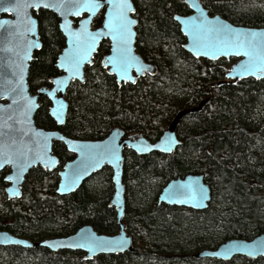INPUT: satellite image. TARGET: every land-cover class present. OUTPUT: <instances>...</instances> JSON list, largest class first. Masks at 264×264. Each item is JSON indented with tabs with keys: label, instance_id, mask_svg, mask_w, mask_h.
Instances as JSON below:
<instances>
[{
	"label": "trees",
	"instance_id": "trees-1",
	"mask_svg": "<svg viewBox=\"0 0 264 264\" xmlns=\"http://www.w3.org/2000/svg\"><path fill=\"white\" fill-rule=\"evenodd\" d=\"M201 1L210 14L239 25L264 27V2L259 7L253 0ZM134 2L139 17L137 50L156 64V74L119 86L102 63L110 49V42L104 40L93 64L85 69L86 81H73L66 92V122L59 126L50 115L46 96L40 99L36 119L41 126L60 128L76 138L101 139L120 126L127 133L142 132L155 140L178 109L209 97L200 111L180 121L177 135L182 144L174 152L124 151V219L135 251L88 259L80 250L0 245V264H264V256L222 260L195 255L228 238L251 239L264 232V77L229 81L225 76L236 58L208 60L186 51V37L175 20L176 13L191 12L184 0ZM37 15L43 44L30 67L33 92L50 85V78L61 72L56 61L66 43L55 13L41 9ZM98 17L99 24L102 16ZM54 151L60 158L58 168H33L20 198H8L4 176L9 169L2 171L0 229L34 240L68 235L86 223L100 232H118L116 209L109 204L111 169L103 168L76 191L60 195L59 170L74 153L60 141L54 143ZM190 172L204 173L211 186L207 208L158 203L169 180Z\"/></svg>",
	"mask_w": 264,
	"mask_h": 264
},
{
	"label": "water",
	"instance_id": "water-1",
	"mask_svg": "<svg viewBox=\"0 0 264 264\" xmlns=\"http://www.w3.org/2000/svg\"><path fill=\"white\" fill-rule=\"evenodd\" d=\"M190 7L191 12L188 14H175V20L180 25L181 32L186 37L184 48L194 57H200L208 60H218L220 58L238 60L232 64L226 76L231 80L241 78L254 77L263 78L264 75L243 74L242 65H248L250 59L258 56H264V27L246 26L232 23L220 14H210L209 10L203 5L201 0H184ZM35 0H0V5L8 6L10 4L16 7H10L8 11H0V162L6 156L15 159L19 153H25L21 157L24 164V170L11 163L4 164L0 167V174L6 168H9L4 176H17L19 178L9 181L6 180L5 188L8 198H20L23 195V186L29 172L38 166L53 171L58 168L60 158L54 151L55 142H63L67 149L74 153V157L66 161L59 170V182L57 184V193L67 195L80 188L93 174L101 171L103 168L111 169V179L113 182V193L110 205L114 206L117 213V222L119 225L118 232L108 234L100 232L92 224L86 223L80 226L74 233L61 236H48L41 240H34L26 236L17 235L8 229H0V245H21L24 247L44 246L53 251L61 249L80 250L83 251L86 258L91 259L101 254H117L122 252H134V238L128 232L127 223L125 222L126 214V184L124 182L125 154L126 148L134 150L138 154H148L153 151L170 153L174 151L182 140L177 135L178 125L183 116L188 113L200 111L208 102L209 98L204 99L197 105L189 106L177 110L171 122L163 133L155 140L148 138L142 132L127 133L120 126L114 127L107 136L101 139L76 138L64 133L60 128H46L38 124L36 119L37 111L41 105L40 99L43 96L48 97L51 101L49 107L50 115L55 119L59 126L66 122L69 111V102L65 94L73 81L84 83L86 81L85 69L88 65L93 64L94 56L98 52L101 43L104 40L110 42L109 51L103 56L102 63L105 66L107 57L114 56L113 40L110 35L101 34L97 36L95 45L92 50L87 53L85 59L79 69V74L66 70V57L73 55L78 48L86 47L85 42L76 41L74 33L80 32L82 25L87 28L90 33H97L103 28L104 20L108 12L107 0H101V7L95 13L89 12L86 8L79 10L69 4L61 11L56 8H44L43 6L26 7L27 4L34 3ZM83 3V0H79ZM43 3L58 4L60 0H43ZM134 12L129 13L130 17L136 20V24L132 26L134 36L131 41L132 53L139 58L145 69L137 72L133 66L128 70L130 79L122 80L119 74L112 70V65L106 68L108 72L116 77L121 86L123 83H136L138 78L145 76L147 73L154 75L157 66L147 61L143 55L137 50V25L139 17L136 15V5L134 0H130ZM196 5V6H192ZM198 6V7H197ZM41 9H47L55 13L59 19V28L65 36V46L59 53L56 61L59 74L50 78V85H43L33 92L29 84V73L32 61L35 59V52L42 47V39L40 34V21L37 13ZM105 9L104 18L100 25L93 27V21L98 13ZM206 17L211 22L210 26L219 29L227 25L231 30L230 34L223 31L217 32H200L196 27L198 21L195 18ZM179 17L180 19H176ZM77 19H79L77 21ZM190 21L191 23H185ZM6 22V23H3ZM31 29V30H29ZM255 32L259 35L255 37L252 56L245 55V49H237L233 47L238 40L253 39L248 33ZM199 41V42H198ZM39 45L37 47L36 45ZM225 52L227 54H225ZM65 63V67L60 65ZM21 77L23 79L21 80ZM55 80L64 81L63 84L57 85ZM135 81V82H133ZM54 93V95H50ZM54 135H50L53 134ZM61 137L63 139H61ZM157 145L158 147H151ZM170 147V151L163 150ZM148 148L147 151H139L138 149ZM106 149H112L116 153V157L105 154ZM95 154V159H90L89 154ZM99 162L96 163L95 161ZM79 172V179L75 184H71V190H68L70 184L69 178H74L73 173ZM195 182L197 185L205 189L204 197H197L195 200L178 203L177 200L183 197L175 194L179 185ZM64 187L63 192L58 191ZM18 192L15 195L12 190ZM212 198V189L210 184L205 181V175L201 172H190L185 176L172 178L162 188L158 196L159 203L170 205L185 206L197 210L205 209ZM91 245L100 244L105 248L114 250H95L89 253L88 247H73L72 245ZM264 232L254 236L251 239L233 237L221 242L213 248H202L195 255L199 258H216L222 260H230L236 255H244L248 257L264 256ZM254 252L255 255H249Z\"/></svg>",
	"mask_w": 264,
	"mask_h": 264
},
{
	"label": "snow or ice",
	"instance_id": "snow-or-ice-1",
	"mask_svg": "<svg viewBox=\"0 0 264 264\" xmlns=\"http://www.w3.org/2000/svg\"><path fill=\"white\" fill-rule=\"evenodd\" d=\"M69 4L74 6L77 11L76 14L79 15L80 9H87L91 13H95L97 9L101 7V0H83V3H80L79 0H60V3L53 4V3H43V0H35L34 3L27 4L26 7H41L44 8H56L57 11H61L63 8L67 7ZM108 5V12L106 14V18L104 20L103 28L93 34L88 32L87 28L82 25L81 31L74 33L73 35L76 38L77 42L84 41L86 47L80 49L78 48L77 51L69 56L66 57V70L73 73L74 75L79 74V69L81 63L87 59V53L92 50L93 46L95 45L97 36L104 34L110 35L113 40V50L115 55L107 57V63L105 67L109 64L112 65V70L117 72L122 80L130 79L128 76V70L135 66L137 72H141L142 69H145V66L141 64L139 58L133 55L132 48H131V41L132 37L134 36V32L132 31V26L136 24V20L132 19L129 13L135 11L130 0H107ZM196 6V5H192ZM10 7H16L14 4H10L8 6L0 5V11H8ZM198 7V6H197ZM176 19H180L176 17ZM198 23H196V27L199 29L200 32H217L223 31L225 34H230L231 30L228 28L227 25H224L222 28H215L214 26H210L211 22L207 20L206 17H203L201 14L200 17L195 18ZM6 23V22H3ZM185 23H191L190 21H185ZM31 30V29H29ZM246 35H250L253 39H245V40H238L233 47L237 49H245V55L252 56L254 48V40L259 34L255 32L248 33ZM199 42V41H198ZM262 42H264V38H262ZM39 47V45H36ZM225 54H227L225 52ZM61 67H65V63L60 65ZM241 70L243 74L247 75L249 72L252 74H256L259 72L260 75H264V56H258L255 59H250L248 65H242ZM23 77H21V80ZM135 82V81H133ZM54 83L57 85H61L64 83L62 80H55ZM50 95H54V93H50ZM50 135H54L50 134ZM61 139H63L61 137ZM151 147H158L157 145H152ZM139 151H147L148 148H141L138 149ZM163 150L170 151V147H165ZM105 154L112 155L116 157V153L112 149H106ZM25 153H19L18 156L13 159L11 156H6V158L0 162V167H3L6 163H11L14 166L18 167L21 171L24 170V164L21 161V157H24ZM90 159H95V154H89ZM118 158V157H116ZM96 163L99 161L96 160ZM74 178H69L70 184L68 186V190H71V184H75L76 179H79V172L73 173ZM19 178V174L17 176H6L5 179L12 181ZM65 190L64 187L58 189V191L63 192ZM15 195H19L18 192L12 190ZM175 194L177 196L183 197V199L177 200L178 203H184L187 201L195 200L197 197H204L205 189L195 182H189L187 184L179 185L176 188ZM73 247H88L89 253H94L95 250H114L105 248L103 245L100 244H91V245H72ZM262 250H264V246H262ZM249 255H255L254 252H249Z\"/></svg>",
	"mask_w": 264,
	"mask_h": 264
},
{
	"label": "bare ground",
	"instance_id": "bare-ground-1",
	"mask_svg": "<svg viewBox=\"0 0 264 264\" xmlns=\"http://www.w3.org/2000/svg\"><path fill=\"white\" fill-rule=\"evenodd\" d=\"M193 56V55H192ZM194 57V56H193ZM195 58H199V57H195ZM150 62V61H149ZM153 63V62H152ZM156 65V64H155ZM157 72V71H156ZM148 74V73H147ZM156 74V73H155ZM154 74V75H155ZM151 75V74H150ZM153 76V75H152ZM225 78H226V80H229V81H237V80H231V79H229L227 76H225ZM242 79V78H241ZM238 80H240V79H238ZM223 81L222 80H220V83H222ZM206 98H209V97H205L204 99H206ZM204 99H202L200 102H202ZM199 102V103H200ZM198 103V104H199ZM187 107H189V106H187ZM182 108H186V107H182ZM182 108H180V109H182ZM179 110V109H178ZM186 116V115H185ZM184 117V116H183ZM182 120V119H181ZM175 151V150H174ZM174 151H172V152H174ZM172 152H170V153H172ZM163 153V152H162ZM170 153H164V154H170ZM112 173V172H111ZM113 193V192H112ZM111 198H112V195H111ZM111 198H110V201H111ZM110 201H109V204H110ZM159 203V202H158ZM209 205V204H208ZM207 208V207H206ZM193 209V208H192ZM195 210H197V209H195ZM125 220V219H124ZM126 222V221H125ZM118 223V222H117ZM134 247H135V245H134ZM198 252V251H197ZM196 252V253H197ZM199 258V257H198Z\"/></svg>",
	"mask_w": 264,
	"mask_h": 264
},
{
	"label": "flooded vegetation",
	"instance_id": "flooded-vegetation-1",
	"mask_svg": "<svg viewBox=\"0 0 264 264\" xmlns=\"http://www.w3.org/2000/svg\"><path fill=\"white\" fill-rule=\"evenodd\" d=\"M104 12H105V9H102L99 13H98V15L95 17V19H94V21H93V27H96V26H98V25H100L101 23H102V21H103V18H104ZM39 13V12H38ZM37 13V14H38ZM38 16V15H37ZM98 16H102V18L100 19V22H99V24L98 23H96V19H98L99 17ZM79 19H77V21H78ZM45 85H47V84H45ZM66 95V94H65ZM48 98V97H47ZM58 142V141H57ZM9 169V168H8ZM7 173V172H6ZM5 173V174H6Z\"/></svg>",
	"mask_w": 264,
	"mask_h": 264
},
{
	"label": "rangeland",
	"instance_id": "rangeland-1",
	"mask_svg": "<svg viewBox=\"0 0 264 264\" xmlns=\"http://www.w3.org/2000/svg\"><path fill=\"white\" fill-rule=\"evenodd\" d=\"M253 1H254L253 4L256 5V6H259V7L262 6L261 3L264 2V0H253ZM254 8H255V7H254ZM104 189H105V187H104ZM106 189H107V187H106ZM106 189H105V190H106ZM112 192H113V191H112Z\"/></svg>",
	"mask_w": 264,
	"mask_h": 264
}]
</instances>
